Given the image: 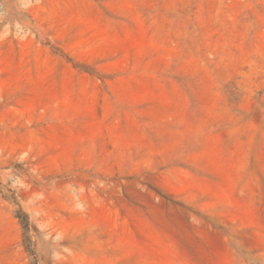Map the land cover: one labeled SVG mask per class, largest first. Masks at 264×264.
Wrapping results in <instances>:
<instances>
[{
    "label": "rangeland",
    "instance_id": "374dc122",
    "mask_svg": "<svg viewBox=\"0 0 264 264\" xmlns=\"http://www.w3.org/2000/svg\"><path fill=\"white\" fill-rule=\"evenodd\" d=\"M0 264H264V0H0Z\"/></svg>",
    "mask_w": 264,
    "mask_h": 264
}]
</instances>
